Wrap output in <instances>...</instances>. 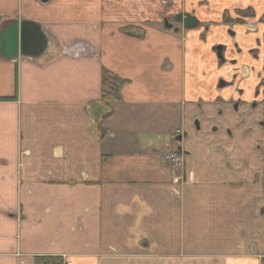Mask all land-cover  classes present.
Instances as JSON below:
<instances>
[{
	"label": "crops",
	"instance_id": "obj_1",
	"mask_svg": "<svg viewBox=\"0 0 264 264\" xmlns=\"http://www.w3.org/2000/svg\"><path fill=\"white\" fill-rule=\"evenodd\" d=\"M160 9L0 0V264H262L249 234L262 220L224 167L235 161L197 136L178 177L156 153L192 131L207 87ZM105 71L116 97L101 96Z\"/></svg>",
	"mask_w": 264,
	"mask_h": 264
},
{
	"label": "flooded vegetation",
	"instance_id": "obj_2",
	"mask_svg": "<svg viewBox=\"0 0 264 264\" xmlns=\"http://www.w3.org/2000/svg\"><path fill=\"white\" fill-rule=\"evenodd\" d=\"M159 2L156 25L182 36L189 58H194L192 51L199 52L207 86L189 121L192 131L178 128L171 134L173 150L184 162L190 154L185 146L198 136L211 151L235 161L231 166L226 160L224 167L232 170L233 187L246 195L241 203L248 219L262 220V232L251 229L249 234L254 239L251 254L264 264V0ZM211 104L212 116L203 108ZM257 240L262 246L257 247Z\"/></svg>",
	"mask_w": 264,
	"mask_h": 264
},
{
	"label": "trees",
	"instance_id": "obj_3",
	"mask_svg": "<svg viewBox=\"0 0 264 264\" xmlns=\"http://www.w3.org/2000/svg\"><path fill=\"white\" fill-rule=\"evenodd\" d=\"M132 28L133 27L127 26V27L121 28V30L123 32L130 33V30ZM138 29L139 28H137V30ZM121 82L122 81L119 78H117L114 75H112L111 73L105 71L104 76H103V81H102V90H101L102 98L104 99V98L109 97V96L116 97V92H117L116 88H117V85Z\"/></svg>",
	"mask_w": 264,
	"mask_h": 264
},
{
	"label": "built area",
	"instance_id": "obj_4",
	"mask_svg": "<svg viewBox=\"0 0 264 264\" xmlns=\"http://www.w3.org/2000/svg\"><path fill=\"white\" fill-rule=\"evenodd\" d=\"M167 146L160 147L156 153L162 158L166 163H169L172 167L181 169L183 168V158L180 154L175 152L174 150H170L166 148Z\"/></svg>",
	"mask_w": 264,
	"mask_h": 264
},
{
	"label": "water",
	"instance_id": "obj_5",
	"mask_svg": "<svg viewBox=\"0 0 264 264\" xmlns=\"http://www.w3.org/2000/svg\"><path fill=\"white\" fill-rule=\"evenodd\" d=\"M44 41H45L44 39L41 40V41H39V42H34V41H32V44L35 46V48L38 49L37 52H36V54H35V56L41 54V53L43 52V50L45 49L46 42H44ZM40 42H41L42 44H41ZM178 140H179V138H178ZM177 150L179 151L180 149L178 148Z\"/></svg>",
	"mask_w": 264,
	"mask_h": 264
},
{
	"label": "rangeland",
	"instance_id": "obj_6",
	"mask_svg": "<svg viewBox=\"0 0 264 264\" xmlns=\"http://www.w3.org/2000/svg\"><path fill=\"white\" fill-rule=\"evenodd\" d=\"M146 25V24H145ZM179 132L177 131L175 134H178ZM169 145V146H168ZM167 145V149H170V150H173L175 149V145H174V142L171 140L170 143ZM183 143L181 144V147H182ZM183 168H181L177 173H175L174 175L175 176H178L179 177V174L181 175V172H182ZM180 179H181V176H180Z\"/></svg>",
	"mask_w": 264,
	"mask_h": 264
}]
</instances>
